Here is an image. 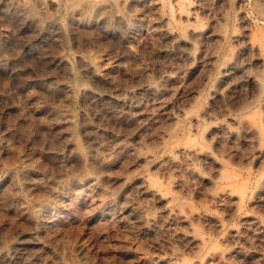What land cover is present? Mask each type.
Instances as JSON below:
<instances>
[{
	"label": "rangeland",
	"instance_id": "374dc122",
	"mask_svg": "<svg viewBox=\"0 0 264 264\" xmlns=\"http://www.w3.org/2000/svg\"><path fill=\"white\" fill-rule=\"evenodd\" d=\"M90 1L0 0V264H264V0Z\"/></svg>",
	"mask_w": 264,
	"mask_h": 264
},
{
	"label": "bare ground",
	"instance_id": "6f19581e",
	"mask_svg": "<svg viewBox=\"0 0 264 264\" xmlns=\"http://www.w3.org/2000/svg\"><path fill=\"white\" fill-rule=\"evenodd\" d=\"M67 2L66 3H68V4H70V6H73V7H76L77 9H80V11L82 12V13H84V14H86L87 15V18H97L98 16H100L101 14H103L104 15V11H107L106 9H108V8H105L106 6H104V7H95V5H93L94 3L92 2V4L90 3L91 1L90 0H66ZM110 1H112V0H110ZM114 1V0H113ZM112 1V2H113ZM116 1V0H115ZM119 1V0H118ZM165 1V0H164ZM167 1V0H166ZM116 3V2H115ZM115 3H112L113 5L115 4ZM118 3V2H117ZM117 3H116V5H117ZM112 5V6H113ZM31 6H34V4L33 5H31ZM30 6V7H31ZM111 6V4L109 5V7ZM111 6V7H112ZM114 8H116V7H114ZM32 10L34 9V11H35V9H36V7L34 6V8L32 7L31 8ZM190 8H189V6L187 5H182V6H180L179 7V10H181V11H188ZM32 12V11H31ZM108 13V12H107ZM105 14H106V12H105ZM105 17V16H104ZM84 18V17H83ZM255 38V37H254ZM262 42V41H261ZM264 44V43H263ZM245 48V47H244ZM249 49V48H248ZM250 50V49H249ZM264 51V50H263ZM228 53V52H227ZM262 53V52H261ZM230 54V53H229ZM259 54V53H258ZM227 57V56H226ZM230 57V56H229ZM227 59V58H226ZM259 59V58H258ZM230 60V59H229ZM224 62V61H223ZM226 63H228V62H226ZM239 66V65H238ZM237 70V69H236ZM254 73H256V72H254ZM257 73H259V72H257ZM237 75H240V74H237ZM254 74L252 73V76H253ZM242 76V75H241ZM246 76V75H245ZM254 78H253V80H252V84H253V86H254V94H253V99L252 100H247L244 104H242V107H241V109H239L240 110V114H238L237 115V117H235V121L237 122V130L239 131V130H243V129H250L251 131H255L254 133L256 134V132H257V135H258V137H257V139H259V142L262 144V145H264V124H262L263 123V121H261V119H260V121L262 122L261 124H260V122L258 123V121L256 120V118H255V115H256V110H257V108H256V110L254 111V109H255V107L256 106H258L261 102H263L264 101V77H262L261 76V72H260V75H255V76H253ZM235 78H237V76L235 77ZM238 79H240V78H238ZM233 80V79H232ZM231 82V81H230ZM238 83V82H237ZM235 85V84H234ZM247 85V84H246ZM227 87H229V84H228V86ZM224 88V87H223ZM222 88V89H223ZM242 88V87H241ZM240 88V89H241ZM230 89V88H229ZM253 90V89H252ZM229 91V90H228ZM244 91V90H243ZM226 93V92H225ZM231 93V92H230ZM250 94V93H249ZM226 96V95H225ZM251 96V95H250ZM235 97V96H234ZM223 98V97H222ZM241 98L242 97H240V100H241ZM228 100V99H227ZM239 100V101H240ZM233 101V100H232ZM225 102V101H224ZM232 103V102H231ZM240 103V102H239ZM264 103V102H263ZM225 104V103H224ZM237 106L238 105H236V107L235 108H237ZM232 107V106H231ZM239 107V106H238ZM225 111V110H224ZM235 111V110H234ZM237 111V110H236ZM239 112V111H238ZM263 112V111H262ZM225 113V112H224ZM231 113V112H230ZM261 113V112H260ZM235 116V115H234ZM233 116V117H234ZM260 116H262L261 114H260ZM230 117V116H229ZM224 121V120H223ZM234 121V122H235ZM225 122V121H224ZM227 122V121H226ZM232 125V124H231ZM235 130V129H234ZM229 132H230V130H229ZM233 132V131H232ZM243 132V131H242ZM237 134V133H236ZM245 136V135H244ZM256 136V135H255ZM243 138V137H242ZM236 139V138H235ZM247 139V138H246ZM244 140V139H243ZM238 142V141H237ZM236 143V142H235ZM151 180V179H150ZM149 180V181H150ZM154 180H156V179H154ZM148 181V180H147ZM151 182V181H150ZM158 183V182H157ZM150 184H152V185H154L153 187L155 188V187H157L156 185V182L155 181H153V179H152V183H149V185ZM160 184V183H159ZM159 187V186H158ZM156 189V188H155ZM157 191L159 190L160 191V188L159 189H156ZM257 214V213H256ZM255 215V214H254ZM257 216V215H256ZM262 217V216H261ZM258 218V217H257ZM256 218V219H257ZM250 221V220H249ZM252 221V220H251ZM255 222V221H254ZM259 223V222H258ZM252 224V223H251ZM259 225V224H258ZM250 227V226H249ZM257 228V227H256ZM244 234V233H243ZM256 234H257V232H256ZM252 236V235H251ZM256 236V235H255ZM243 242V241H242ZM244 246V245H243ZM216 250V249H215ZM214 250V251H215ZM220 250H222V249H220ZM240 251V250H239ZM216 253V252H215ZM217 253H219L218 251H217ZM222 253H223V251H222ZM246 253V252H245ZM244 253V254H245ZM220 254V253H219ZM243 254V253H242ZM216 255H218V254H216ZM221 255V254H220ZM227 255H229V254H227ZM263 256V255H262ZM221 257H222V255H221ZM258 257H259V255H258ZM258 257H256L257 259H258ZM232 259V258H231ZM261 259V258H260ZM259 260V259H258ZM257 263H259V261L257 262ZM264 263V262H263ZM251 264H253V263H251ZM262 264V263H261Z\"/></svg>",
	"mask_w": 264,
	"mask_h": 264
},
{
	"label": "built area",
	"instance_id": "2783aa9c",
	"mask_svg": "<svg viewBox=\"0 0 264 264\" xmlns=\"http://www.w3.org/2000/svg\"><path fill=\"white\" fill-rule=\"evenodd\" d=\"M95 1H98V0H95ZM180 1H187L188 2V1H194V0H180Z\"/></svg>",
	"mask_w": 264,
	"mask_h": 264
}]
</instances>
